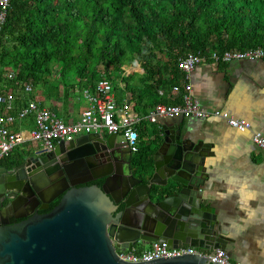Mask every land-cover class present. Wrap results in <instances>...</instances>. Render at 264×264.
I'll use <instances>...</instances> for the list:
<instances>
[{"label":"trees","instance_id":"obj_1","mask_svg":"<svg viewBox=\"0 0 264 264\" xmlns=\"http://www.w3.org/2000/svg\"><path fill=\"white\" fill-rule=\"evenodd\" d=\"M253 43L264 45V0H11L0 33V94L14 96L26 85L33 88L30 97L39 90L55 98L62 88L67 95L76 87L96 93L98 83L108 80L119 100L124 84L136 111L146 115L157 104L179 102L173 88L184 85L180 58ZM135 63L144 73L126 75ZM0 113L9 114L5 107ZM26 121L35 126L32 116ZM146 126L137 130L134 154L141 178L150 174L161 139L153 130L144 147Z\"/></svg>","mask_w":264,"mask_h":264},{"label":"water","instance_id":"obj_2","mask_svg":"<svg viewBox=\"0 0 264 264\" xmlns=\"http://www.w3.org/2000/svg\"><path fill=\"white\" fill-rule=\"evenodd\" d=\"M163 130L146 178L134 172V155L117 134L98 132L59 143L41 160L47 175L50 164L66 165L91 154L106 159L80 173L84 178L78 181L64 166L66 177L52 199L62 198L49 214L36 213L19 224L0 221V264H217L198 254L141 263L118 257L120 251L153 242L212 253L226 251L230 241L203 195L212 167L209 145L185 128ZM6 172L0 168V174ZM14 172L1 181V188L18 194L21 184H14ZM20 179L42 202L47 200L29 169ZM94 181L98 183L88 185Z\"/></svg>","mask_w":264,"mask_h":264},{"label":"crops","instance_id":"obj_3","mask_svg":"<svg viewBox=\"0 0 264 264\" xmlns=\"http://www.w3.org/2000/svg\"><path fill=\"white\" fill-rule=\"evenodd\" d=\"M133 66L125 68L126 75L144 73L139 63ZM188 83L192 86L193 96L207 113H228L234 119L249 122L251 130L239 132L230 127L225 119L216 116L163 119L159 124L147 123V130L152 125L153 130L162 136L164 126H177L209 145L213 152L210 159L212 167L209 170L210 178L203 187V195L215 208L223 234L230 239L226 252L233 262L264 264V155L253 142L255 133L264 136V60L210 61L198 65L190 73ZM121 87L124 93L119 96L120 100L115 93L118 103L121 105L130 101L135 106L124 84ZM75 91L65 95L62 88L55 98L46 97L43 91L33 97L23 90L19 95L15 92V109L8 113L17 115L30 100H36L56 111L57 115L62 112L61 119L65 122H76L89 103L84 96L75 100ZM173 98L179 101L177 104L181 103L175 93ZM0 109H3L1 105ZM28 129L32 128L27 126V121L17 122L14 126L16 131ZM100 133L108 134L106 131ZM146 138V135L143 136L141 141L145 142ZM153 166L151 158V171ZM148 246L139 245L137 250Z\"/></svg>","mask_w":264,"mask_h":264},{"label":"built area","instance_id":"obj_4","mask_svg":"<svg viewBox=\"0 0 264 264\" xmlns=\"http://www.w3.org/2000/svg\"><path fill=\"white\" fill-rule=\"evenodd\" d=\"M11 9V0H0V33L7 22ZM239 60H264V45L247 44L242 51H227L224 53L213 52L211 55L202 53H190L179 59L178 67L185 73L184 85L175 86L173 92L181 100L180 104H157L146 115L139 114L133 103L126 101L119 104L112 84L108 80H101L97 85V92L90 90L82 92L84 99L89 103L86 110L76 122H65L58 115L41 105L36 100H30L17 115L0 114V162L9 157L15 150L21 147L37 146V152L48 154L54 151L61 142H69L84 135L106 131L108 134H117L128 144L133 154L139 150V135L137 130L144 123L159 124L163 119L195 118L202 119L210 116L225 119L228 125L239 132L245 133L251 130V124L246 120L234 119L228 113L217 111L207 113L201 107L199 101L193 96L192 86L188 83L190 73L201 64L211 62L229 63ZM9 79L14 78L13 70L6 68ZM27 95L33 93L30 85L25 86ZM0 105L10 112L15 109L13 95L0 94ZM33 117L35 127L25 131H16L17 122L26 121ZM254 144L264 155V136L261 133L253 135ZM28 150V149H26ZM200 255L217 264H241L233 262L225 250H216L212 253H200L196 248H170L167 243L153 242L143 250L120 251V260L129 263L148 262L162 258L180 257L183 255Z\"/></svg>","mask_w":264,"mask_h":264},{"label":"flooded vegetation","instance_id":"obj_5","mask_svg":"<svg viewBox=\"0 0 264 264\" xmlns=\"http://www.w3.org/2000/svg\"><path fill=\"white\" fill-rule=\"evenodd\" d=\"M23 151H25V153L21 152V157L13 155L0 162V168L7 169L6 173L0 174V221H14V224H19L36 213L39 215L49 214L60 203L62 198L61 195H58L52 199L57 190L61 188L63 184L62 181L66 177L64 166L67 165L66 168L68 174L71 175V179L73 181H78L84 178L80 173L96 169V167L102 164V161L106 159L103 157L104 155L91 154L85 158L73 160L66 165L61 163L50 164L47 168L50 170L51 175H47L40 165L41 160L46 154L39 153L35 158L34 156L37 152L36 149ZM88 152L91 151L88 150ZM132 165H134V158L132 160ZM28 169L40 186V196L47 199L45 202H42L40 198L37 197L25 184V181L20 179ZM13 170L15 171L13 174L16 175V179L13 181L15 182L14 184L18 186L21 184V192L18 194L15 192H8L4 188H1V181L6 178H11L13 175H11L10 172ZM95 174H97V171ZM95 183L98 182H90L88 185H93Z\"/></svg>","mask_w":264,"mask_h":264},{"label":"rangeland","instance_id":"obj_6","mask_svg":"<svg viewBox=\"0 0 264 264\" xmlns=\"http://www.w3.org/2000/svg\"><path fill=\"white\" fill-rule=\"evenodd\" d=\"M137 66V63H135V65L133 66V67H136ZM126 69H128V68H126ZM139 69V68H138ZM39 92V90H37L36 92H34V94H36V93H38ZM82 92H83V90H81L79 87H76V91L74 92V94L75 95H73L74 96V98H75V100L78 98V97H80V96H82L83 97V94H82ZM20 93H22V91H20ZM19 93V94H20ZM18 94V95H19ZM33 94V95H34ZM28 97V96H27ZM81 98V97H80ZM82 99V98H81ZM54 112H56V111H54ZM58 112V111H57ZM62 116V112H58V117H60V118H62L61 117ZM149 128H148V133H147V138L145 139V142H144V147H147L149 144H150V140L152 139V137H151V135H152V133H153V129H154V127L152 126V125H149L148 126ZM119 140L121 141V140H123V138L122 137H119ZM37 146H41V145H31L29 148L27 147H21V148H18L17 150H19V151H23V150H26V149H32V150H34V149H37Z\"/></svg>","mask_w":264,"mask_h":264}]
</instances>
